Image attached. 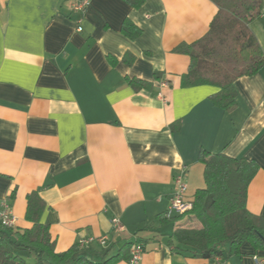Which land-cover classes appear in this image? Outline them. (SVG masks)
I'll list each match as a JSON object with an SVG mask.
<instances>
[{
	"label": "crops",
	"instance_id": "1",
	"mask_svg": "<svg viewBox=\"0 0 264 264\" xmlns=\"http://www.w3.org/2000/svg\"><path fill=\"white\" fill-rule=\"evenodd\" d=\"M71 3L0 0V206L9 205L14 228L32 227L31 203L56 253L107 237V257L142 244L137 264H264L247 242L236 256L225 245L220 257H193L171 239L197 224L163 218L177 176L188 202L204 188L201 150L257 164L246 209L264 218V67L234 82L236 106L225 111L211 101L218 88L182 85L190 59L175 52L208 32L210 0H144L138 9L88 0L84 15ZM125 20L137 38L122 33ZM248 27L264 55V0ZM99 249L89 261H103Z\"/></svg>",
	"mask_w": 264,
	"mask_h": 264
},
{
	"label": "trees",
	"instance_id": "2",
	"mask_svg": "<svg viewBox=\"0 0 264 264\" xmlns=\"http://www.w3.org/2000/svg\"><path fill=\"white\" fill-rule=\"evenodd\" d=\"M138 9L144 0H123ZM217 7L208 32L190 45H181L175 52L189 57L187 73L182 77L186 87L210 85L219 89L211 101L225 111L236 106L234 82L252 76L264 67V55L258 40L248 27L261 13L262 0H210ZM129 38H137L141 31L125 20L121 29ZM134 88L144 83L131 80ZM198 161L203 165L204 188L198 189L191 201L192 209L172 220L187 218L197 227L177 228L171 242L188 248L191 255L201 259L220 257L227 246V257L239 255V248L249 243L255 251L264 252V218L246 209V191L258 170L254 161L228 158L201 150ZM221 208L220 215L213 208ZM28 205L26 218L32 221L29 229L0 226V264H26L21 253L33 255L36 264H95L88 260L91 249H80L78 244L56 253L49 228L40 224ZM99 247V246H98ZM132 244L126 243L114 255L101 248L103 261L114 264L129 258ZM107 258V259H106ZM106 259V260H105Z\"/></svg>",
	"mask_w": 264,
	"mask_h": 264
},
{
	"label": "built area",
	"instance_id": "3",
	"mask_svg": "<svg viewBox=\"0 0 264 264\" xmlns=\"http://www.w3.org/2000/svg\"><path fill=\"white\" fill-rule=\"evenodd\" d=\"M88 6V0H72L71 8L73 11L78 12L80 15H84L85 9ZM78 31H81V27H78ZM186 183L184 182L183 173L174 179V190L172 192L169 206L163 214V218L172 219L175 216L182 215L189 212L192 209L191 202L185 200ZM16 219L11 212L9 205L3 202L0 206V226L4 228H14ZM112 228L114 232H123L124 226L117 218L111 220ZM96 244L97 246L105 249L108 247V238H88L78 242L80 249H87L90 246ZM144 253V247L142 244H133L131 247L128 262L130 264H137L142 254Z\"/></svg>",
	"mask_w": 264,
	"mask_h": 264
},
{
	"label": "rangeland",
	"instance_id": "4",
	"mask_svg": "<svg viewBox=\"0 0 264 264\" xmlns=\"http://www.w3.org/2000/svg\"><path fill=\"white\" fill-rule=\"evenodd\" d=\"M193 196H192V194L191 195H189V198H192ZM213 212H214V214H217V215H220L221 214V212H223V210L221 209V208H216V207H214L213 208ZM21 255L25 258V259H28V255L26 254V253H21ZM91 257V256H90ZM93 258V257H92ZM91 259V258H90ZM89 260V259H88ZM32 261L34 262V259H32ZM32 262V263H33ZM93 262H96V259H92V263Z\"/></svg>",
	"mask_w": 264,
	"mask_h": 264
}]
</instances>
